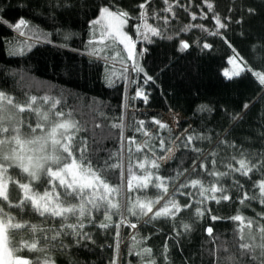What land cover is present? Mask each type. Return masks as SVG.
<instances>
[{
  "label": "snow or ice",
  "instance_id": "snow-or-ice-1",
  "mask_svg": "<svg viewBox=\"0 0 264 264\" xmlns=\"http://www.w3.org/2000/svg\"><path fill=\"white\" fill-rule=\"evenodd\" d=\"M161 2L162 8L155 5V0H139L138 3L128 0L125 6H122L123 0H92L91 3L88 0H78L77 3L63 0V4L60 0H56L54 5L49 0L47 6L79 13L84 17L88 38L83 40L82 44L90 57L103 56L106 68L109 62L115 68L116 62L119 61L121 69L119 73L109 70L111 74L106 73L105 81L108 86H114L115 77L118 76L123 84L121 107L124 109L129 106L131 100L142 99L145 105L149 102L151 89L157 77L150 74L142 63L149 48H138V42L152 45L155 43V38L171 42H174V38L179 39V43L175 46L180 53L190 50L193 45L201 52L212 50L216 46L209 43V39L222 40L231 51V55L226 58L230 67L220 69L223 78L231 83L244 80L248 73H251L262 89L259 95L264 97V56L255 55L257 49L264 51V43L258 41L249 46L254 54L253 62L258 64V67H254L226 35V32L236 25L240 28L237 35L248 39L252 33L250 29L246 32L243 28L244 14L247 13L248 17L259 16L264 11V0H259L260 7L241 5L240 15L235 19V7H230L227 15H223L217 11L213 0H202L199 13L191 12L190 15L194 19L197 16L207 18L212 22L210 26L189 23L179 31L175 29L168 31L170 19L176 17L177 9L187 10L192 5L180 3L179 0H161ZM12 7L10 3L0 0V24L17 32L28 29L33 35V40L9 43V54L18 51L31 55L37 47L45 43L53 48H70L73 38L79 35L70 29L55 27V11L48 17L53 22L52 31L41 29L39 25H31L23 16L12 22L6 18L8 10ZM15 7L22 9L27 5L19 3ZM151 18H155L156 23H150ZM190 29H199L202 33L192 38L191 44L188 40L179 38L181 33L189 32ZM61 33H63V42L57 43L52 37L54 35L59 37ZM261 40H264V35L261 36ZM71 50L80 51V49ZM174 60V56H169L167 63L162 62L158 71L163 72L171 67ZM72 67L74 66H66L63 71L70 72ZM132 87H135V93L129 96V89ZM39 101L47 102L49 106H34ZM59 103L58 99L48 94L41 97L29 95L24 101L17 103L15 97L0 90V264H57L60 256L70 254L73 247L81 245L87 247V242L96 244L93 231H88L87 228L98 225L99 228L107 229L111 223H114L116 237L119 240L122 225L137 229L139 221L149 214L150 219L146 222L156 221L157 218L162 217L172 218L171 230L161 245L159 260L153 254V248L146 243L143 247L137 248L140 264H161V261L162 264H171L169 241L179 243L181 235L176 224L178 214L185 210L192 211L195 205L192 217L179 223V227L188 232L193 227L190 220L202 219L206 214H211L212 209L207 207V202L215 201L219 204L221 201H231V186L222 182L224 177H234L236 174L250 177V173H259L261 178L255 181L253 188L258 186L259 203L264 205V146L258 150H238L239 146L234 139H225L231 132V127L225 128L222 134L216 133L220 137L218 146L231 147L234 154L222 157L218 162L217 150L214 149L210 153L212 171L208 172V175L212 178L211 181L206 184L203 179L185 176L184 182L176 184V181L180 180L188 170L177 172L175 176H163L160 174L163 163L173 157L176 149L182 148L197 154V159L192 160V172L197 168L206 172L205 160L208 157L199 156L203 150L196 147L195 141L211 139L212 129L208 128L204 133L189 126L174 137L173 129L167 122L152 116L150 119L157 126L156 131H149L145 127L144 120H139L135 127V132L145 137L142 142H137L135 135L126 136L125 125L122 122L112 125V128L119 129L121 149L127 142L129 156L132 154L133 144L137 152L145 150L147 153L142 159L135 161L138 168L143 171L142 175H137L133 170V164L128 163V190L146 189L149 185L159 190V194L153 197L137 196L134 200L129 198L126 206L127 215H125L121 211V206L110 195L118 190V186L108 183L102 175L109 169L119 168L123 182L125 171L122 159L118 157L116 163L105 162V166L95 167L87 137L77 135L80 131L77 121L65 119L64 112L56 111ZM249 108L250 100L245 97L240 110L232 106V111H229L228 106L224 104L205 101L197 104L195 110L207 111L210 114L218 110L221 122L226 118L232 124L238 122L242 112L246 114ZM25 110L37 114L35 123L23 118L22 113ZM67 115L71 117V112ZM175 120L174 114L173 122ZM202 126H204L203 122ZM96 127L100 125L97 124ZM161 130L166 134H162ZM157 140L159 143H156ZM161 150L163 154H160ZM254 158L255 162H253ZM218 163L224 171L217 170ZM170 184L174 185L171 191ZM233 186L244 187L235 179ZM14 190L17 193L15 196L12 194ZM181 196L184 202L178 198ZM248 197L249 192L244 191L239 199L243 203ZM251 198L256 199L255 196ZM101 210H103V218L98 219L94 213ZM113 210L120 214V218L114 222L111 215ZM34 214H39L40 217H59L62 222L58 227L55 225L45 227L24 219L25 215ZM128 216L132 219L130 220ZM260 216L264 218V213ZM210 218L212 221L221 219L216 215H211ZM231 219L240 222L238 228L240 242L235 246L236 251L227 247L225 242L228 254L224 257L217 252H210L212 264H222V262L223 264H264V223H258L252 218L239 214V210ZM245 222L247 235L244 232ZM25 226L29 228L27 238L23 232ZM161 231L157 229V232ZM203 231L211 235L213 227L209 225ZM151 235L152 233H149V236ZM149 236H144L135 243L139 245L146 242ZM24 249L30 254H22ZM32 250H36L40 255L32 256ZM57 253L60 256H57ZM145 253L149 254L150 258L145 259L143 255ZM73 264L77 262L73 261ZM109 264H116L115 255L112 256ZM128 264H132L131 260Z\"/></svg>",
  "mask_w": 264,
  "mask_h": 264
},
{
  "label": "trees",
  "instance_id": "trees-1",
  "mask_svg": "<svg viewBox=\"0 0 264 264\" xmlns=\"http://www.w3.org/2000/svg\"><path fill=\"white\" fill-rule=\"evenodd\" d=\"M3 2L13 5L8 10L6 17L12 22L23 16L31 25H39L41 29L52 31L53 22L48 17L55 11V27H63L66 30L70 29L79 33L73 38L70 48H53L45 43L37 47L31 55L18 51L9 54V43L31 42L33 35L28 29H25L24 32H17L0 24V90L15 97L17 103L24 101L29 95L41 97L48 94L52 98L58 99L60 103L57 105L56 111L64 112L66 114L65 119L78 122L80 131L77 135L87 137L89 152L92 153L91 159L95 167L105 166V162L108 164L116 163L117 158H121L125 171L123 182L119 168L109 169L102 175L108 183L118 186V190L110 195L121 206V211L125 215H127L126 206L129 198L134 200L137 196L142 198L153 197L159 194V190L153 185H149L146 189L128 190V163L133 164V170L137 175H142L143 171L138 168L135 161L142 159L147 153L145 150L137 152L135 144H133L132 154L129 156L127 142L121 149L119 129L112 128L113 124L122 122L125 125V135H135L137 142H142L145 139L141 133L135 132L139 120L145 121V127L149 131H156L157 126L150 119L152 116L167 122L173 129L174 137L182 130L177 123V115L181 116L187 124L184 129L191 126V129L206 133L207 129L211 128V139L195 141L196 147L203 150L199 156L201 158L208 157L205 160L206 172H202L199 168L192 172V160L197 159V154L182 148L176 149L173 157L163 163L160 171L163 176H175L177 172H184V169L188 170L184 176H181L180 180L176 181V184L184 182L185 176L203 179L206 184L211 181L212 178L208 175V172L212 171L210 153L214 149L217 150L218 162L222 157L234 154L231 147L218 146L220 137L216 133L222 134L225 128L231 127L232 130L225 139H234L239 146L238 150H258L264 146V97L259 95L262 89L255 82L251 73H248L246 79L231 83L223 78L220 69L229 67L226 58L231 55V51L222 40L209 39V43H213L216 47L204 52L193 45L190 50L180 53L175 46L179 43V39L176 38H174V42L155 38L154 44L143 45V47L149 48V52L142 59V63L150 74L156 75L157 79L152 86L147 105L142 99H135L131 100L129 106L124 109L121 107L123 84L118 76L115 77L114 86H108L105 81L106 73L111 74L109 70L119 73L121 70L119 61L116 62L115 68L111 62L106 68L103 56L100 58L90 57L88 52L84 50L82 41L87 40L88 36L87 24L83 16L64 9L50 8L47 6L49 0H3ZM50 2L54 5L56 0H50ZM69 2L77 3L78 0H69ZM88 2L91 3L92 0H88ZM133 2L138 3L139 0H133ZM179 2L192 6L187 10H176L177 15L170 20L168 31L173 29L179 31L181 27L191 23L190 13H199L200 6H202V0H179ZM19 3H24L27 7L22 9L15 7ZM60 3L63 4V0H60ZM127 3L128 0H123L122 6ZM213 3L217 11L223 15H227L230 7H235L234 19L240 15L241 5L260 7L259 0H213ZM155 5L159 8L163 7L161 0H155ZM205 11H207L206 8ZM244 15L243 28L246 32L250 29L252 35H249L248 39L239 37L237 33L240 28L236 25H233L226 32V35L241 54L250 63H253L254 67H258V64L253 62L254 54L249 46L258 41L264 43V40H261V36L264 35V11L259 16L248 17L247 13ZM205 23L210 26L212 22L206 20ZM199 35H202L199 29H190L189 32L181 33L179 38L186 39L191 44L192 38ZM62 36L63 33L59 37L54 35L52 38L57 43H62ZM139 47L141 45L138 42ZM71 49H80V51H72ZM255 55L257 57L264 56V51L257 49ZM169 56L175 57L172 66L163 72L158 71L162 62L167 63ZM66 66L74 67L66 73L63 71ZM41 81L44 83L41 84ZM52 85L55 87H51ZM134 93L135 87L130 88L129 96L134 95ZM245 97L250 100V108L246 110V114L242 112L238 122H232V124L226 118L221 122L218 110L212 114L207 111L197 112L195 110L196 105L202 101L224 104L228 106L229 111H232V106L240 110ZM41 105L49 106L44 101H39L34 106ZM69 112H71V117L67 115ZM174 114L176 116L175 122H173ZM22 116L32 123L37 120V114L30 110H25ZM202 122L204 126H202ZM97 124L100 127H96ZM161 133L166 134L164 130H161ZM156 143L159 141L157 140ZM161 151L163 152V150ZM253 162H255V158ZM217 170L224 171V168L218 163ZM260 178V174L255 172L250 173V177H242L240 174H236L234 177H224L222 182L231 186V201H221L219 204L215 201L207 202V207L212 209L211 214H206L202 219L190 220L189 222L193 223V227L188 232L180 228L179 223L192 217L195 205L192 211L185 210L178 214L176 224L181 235L179 243L169 241L171 264H212L210 252H217L221 257L228 254L225 242H227V247L236 251L235 246L240 242L238 231L240 222L232 220L231 217L236 215L239 210V214L252 218L258 223H264V218L260 216L261 213H264V205L259 203V188L258 186L253 188L255 181ZM233 179L239 181L244 187L233 186ZM173 187L174 185L170 184L169 190L171 191ZM193 191H197V189H193ZM244 191L249 192V197L241 203L239 198L243 196ZM12 194L15 196L17 193L14 190ZM252 196H255L256 199H252ZM178 198L184 202L182 196ZM94 215L98 219H102L103 210L94 213ZM111 215L113 222L120 218V214L115 210ZM211 215H216L221 219L212 221ZM128 218L132 219L131 216ZM24 219L42 224L45 227L52 225L58 227L62 222L59 217H40L39 214L25 215ZM149 219L150 214L142 218L137 229L122 225L119 240L116 237L114 223H111L107 229L93 225L86 230L93 231L96 244L87 242V247L75 246L71 249L70 254L64 256L57 253V256H60L57 264H73V261L77 264L79 262H83V264H109L113 255L116 256V264H128L129 260L132 264H140L137 248L143 247L145 243L153 248V254L159 260V253L162 252L161 245L171 230L172 218L162 217L157 218L156 221L146 222ZM209 225L213 227L211 235L203 231ZM158 228L162 231L157 232ZM23 232L27 238L28 226L23 228ZM244 232L245 235L248 234L246 222ZM149 233L152 235L149 236ZM144 236H149V239L137 245L135 241H140ZM117 245L119 246L117 247ZM130 249L131 251H129ZM22 254L29 255L30 253L24 249ZM31 255L37 256L40 253L32 250ZM143 255L145 259L150 258L147 253Z\"/></svg>",
  "mask_w": 264,
  "mask_h": 264
},
{
  "label": "rangeland",
  "instance_id": "rangeland-1",
  "mask_svg": "<svg viewBox=\"0 0 264 264\" xmlns=\"http://www.w3.org/2000/svg\"><path fill=\"white\" fill-rule=\"evenodd\" d=\"M173 18V17H172ZM171 18V19H172ZM170 19V20H171ZM206 20H208L207 18H200L199 16H197V18H192L191 17V24H205V26L207 27L208 25L205 23V21ZM198 23H197V22ZM149 22L150 23H156V21H155V18H151L150 20H149ZM198 30V29H197ZM148 43L147 42H143L142 44L140 43V45H141V47H143V45H147ZM122 47V46H121ZM229 67H230V65H229ZM177 118H178V124L181 126V129L183 130L185 127H186V123L184 122V120L182 119V117L181 116H179V115H177ZM165 122V121H164ZM157 130V129H156ZM160 154H163V152L162 151H160ZM167 161V160H166Z\"/></svg>",
  "mask_w": 264,
  "mask_h": 264
}]
</instances>
